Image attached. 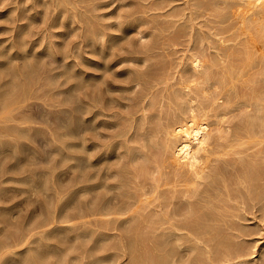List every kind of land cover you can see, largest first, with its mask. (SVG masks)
Returning <instances> with one entry per match:
<instances>
[{"label": "bare ground", "instance_id": "6f19581e", "mask_svg": "<svg viewBox=\"0 0 264 264\" xmlns=\"http://www.w3.org/2000/svg\"><path fill=\"white\" fill-rule=\"evenodd\" d=\"M82 1L37 0L35 5L38 3L47 5L49 18L43 31H32V34H27L31 37L34 33H38V37L42 40L45 33H50L49 28L52 29L58 24L72 26L73 18L82 16L84 12L88 13L83 11V8L81 10L80 6L84 4ZM143 1L147 3L146 0ZM170 1L173 2L172 0H161L158 4L161 12L158 14L157 2H155L156 6L152 3L157 15L154 12L152 14L161 17L160 19L157 17L159 19L157 22L151 19L150 15V18L146 16L147 14L143 18L141 14L140 16L135 15L136 18L133 17V19L130 17L135 13L149 12L152 8L149 1L148 10L147 5L141 7L145 5L144 2L142 3L144 5L139 2L140 7L128 13L130 21L127 20L126 27L122 23L123 19L119 20V25L124 27L122 29L124 33L133 25L139 27L141 23L142 26L146 23V26L152 22L156 29V25L160 24L157 36L154 35L153 40L146 43L144 39L146 40L148 36V30L145 31V29L148 27L138 30L141 34L139 39H143L142 47H138V49L141 48L139 51L141 55L138 57L136 56L138 52H134V56L123 55L114 60V55L113 60L109 59L110 55L115 52L106 50L105 45L107 41L113 39L115 34H105L106 29L103 27L94 32L89 25L90 28L86 35L87 30H84L83 41L76 42L74 46L71 44L69 48L63 43L66 47L61 56V61H65L63 65L72 72V76L73 72L81 76L78 82L81 90V92L79 90L80 105L77 109L81 119L79 140L81 153L79 152L80 155L74 159L76 162L72 164L79 165L80 169L72 188L71 186L56 188L55 184L53 185L55 191L49 186L53 181L52 178L55 181L57 179L53 174L55 169L51 173L47 169L43 173L40 172L42 170L36 169L39 174L42 173V177L48 173L52 176L50 180H43V178L38 180L37 187H44L48 190L50 187V192L46 190L48 197L45 196V198L52 199L55 193L56 205L54 204L55 206L51 208L50 202L52 201L46 200L49 207L45 205L47 208L42 213L44 217L39 215V218L35 219L38 215L25 214L26 217L23 214L26 218L19 221L17 217V228L6 231V235L0 238V264H111L113 260H122L125 255L127 264H264V256L257 259L254 255L255 251H247L248 246L245 248L243 244L246 242L243 237L252 231L249 230L250 224H244L246 218L250 221L252 218H257L256 212L258 211L264 215V0H183L181 4H170ZM177 1L176 3L180 2V0ZM88 2L90 3V0ZM135 3L131 5L134 6ZM103 5L99 4L100 7ZM65 14L69 18L67 21L62 20ZM101 16L104 15L101 14ZM90 18L93 17L90 15ZM95 23L92 22V24ZM97 23L99 25L98 21ZM23 26L22 23L17 24L15 29L19 30ZM80 27L82 26H79V29ZM153 30L148 32L153 33ZM58 33L54 31L53 36L60 34ZM18 37H16L18 53L22 51L20 53L26 55L24 50L35 47L36 44H29L30 37L27 36L29 39L26 35ZM50 38L49 40L43 39L41 45L50 47L59 42L53 41V37ZM116 39L114 41H117ZM141 40H137L136 44ZM181 43L186 47H182ZM176 44H181L178 47L184 48L185 52L180 54V48L176 47ZM83 45L84 49L86 46L91 47L93 52L98 50L106 58L104 61V57L100 59L101 61L94 60L93 67L99 71L85 69L81 63L79 67H76L79 62L76 61L77 57L84 62L92 60L84 56L86 49L84 53L79 51ZM160 47L167 50L171 48V53L163 52L161 56H174L173 60L175 59L178 65H172L171 68L168 65L167 69L163 68V63L160 62L161 65L155 62L160 60L158 51L159 60L156 59L154 62L161 67L144 71L151 64H147L148 66L144 69L141 68L145 65L143 63H148V57ZM32 52H30L32 56L35 53L38 55V51ZM51 53L55 55L54 51ZM3 55L8 57L6 54ZM71 56L73 61L67 62ZM155 58L152 56V60ZM97 59L99 60V57ZM127 59H138L143 63H140L142 64L140 67L135 66L139 62L135 63L134 67L120 65V62H126ZM171 62L172 60L169 64ZM155 63L152 65L156 66ZM119 66L122 68L125 66L128 69L121 68L120 71ZM101 71L103 72L100 73ZM128 78L130 81L127 80ZM125 79L127 83L129 82L128 84L123 83ZM26 91L24 89L22 92L27 94ZM118 91L120 93L116 94ZM17 92L15 91V94ZM21 93L17 95L12 92L0 93V108H4L5 113L4 122L8 123L16 119L12 106L17 104L16 101H21L23 95ZM27 118L30 119L29 116ZM7 123L1 124L6 133L12 130L9 129L11 125ZM62 125L58 124L56 128L59 129L63 127ZM27 127L19 123L17 129ZM69 130L63 128L61 130L63 132L59 135H67L71 131ZM101 136H105L106 139L103 140ZM2 141L4 142V140L0 142ZM16 148L18 149V145ZM57 148L60 149V146ZM67 158V156H62L59 160L67 162ZM24 160H22V165L27 163ZM8 165L7 168L3 166L5 169L0 166L3 168L0 171L2 183L14 181L17 184L26 182L30 185L36 181L35 176L39 175L36 170L32 171V168L28 170L31 163L27 165L28 167H21L23 169L19 171H16L19 168L14 167L15 165ZM41 169L44 170V168ZM32 186L28 188L32 189ZM6 188H0V194ZM25 190L22 191L25 192ZM66 192L69 196L75 194L79 196L78 203H75L74 207L70 205V199L63 200ZM32 193H30L31 196ZM13 201L15 199L10 202ZM10 205L13 210L18 202ZM72 207L76 209L75 212L70 210ZM248 213L252 216H247ZM243 215H246L243 225L238 224L241 223L240 217ZM263 215L261 216L264 217ZM9 218L6 219L9 220ZM74 218H81V220L78 224L70 223ZM237 219H240V222H236ZM10 222L13 221L10 220ZM60 229L64 230L60 232ZM86 237L94 242L91 240L88 244L87 239V243L84 242ZM67 240H72L74 244L70 247L74 245L75 251L76 248H81L85 254L84 258L88 260H79L81 254L76 255L75 251L71 256L66 253L65 244L61 245L62 248L59 244ZM104 248L105 250L109 248L108 250H113V252L109 251L110 253L105 252L104 254L96 251Z\"/></svg>", "mask_w": 264, "mask_h": 264}, {"label": "rangeland", "instance_id": "374dc122", "mask_svg": "<svg viewBox=\"0 0 264 264\" xmlns=\"http://www.w3.org/2000/svg\"><path fill=\"white\" fill-rule=\"evenodd\" d=\"M11 0H0V51L2 52V51H4V52H0V91H2V92H0L1 94L2 93H4V92H7V94H9V92L11 93H14L15 94V91L17 92V91H19V92H17L15 95H17L18 93L20 94L22 91H24V89L25 90H27L26 92H27V94H24L23 92V95L21 96V101H16V103L17 104H14L15 106H12V111H13V108H14V114H15V116H16V119L15 120H11V121H9L8 123L7 122H4L3 120H4V115H5V113H4V108H0V125L2 124H4L5 125V123H7L8 125H11L10 127H9V129L11 130V131H8L7 133L2 129V125H1V127H0V141L1 140H4V142L2 143V142H0V166L1 167H3L4 165H5V167L7 168V167H9V165L8 164H12V165H15L14 167H18L19 169L18 170H16V171H19V170H21V169H23V168H25V166H27V165H29V163H31V165H29V167H28V170L29 169H31L32 168V171H35L36 169L37 170H42V171H40V172H44L46 169H47V171L48 172H53V170H54V172H53V174L55 175V177L57 178H55L56 179V181L52 178V176L50 175V173H48V175H49V177H48V175H44V177H42V173H40L39 174V172L36 170V172H38V174L39 175H37V176H35V178H36V181H34V182H32V181H29V182H32L35 186H32L33 184L31 183L30 185H28L26 182V184L24 183V182H22V183H19V184H17V182H12V181H4L3 183H2V181H0V188H4V187H7L5 190H2L1 192V194H0V206H1V208H0V232L2 233H0V238H2V236H4V234L6 235V231H12V230H14V229H16L17 227V222L19 221V220H22V219H25L27 216L26 215H33L34 216V214H36V215H38V217L37 216H35V219L36 218H39V215H41L42 216V213L45 211V209L47 208L46 206H48V202H49V200L50 201H52V202H50V204L52 205H50L51 206V208L52 207H54L55 205H56V194L55 193H53L54 194V196L52 197V199H50V198H48V200H47V192L49 191L50 192V187H49V190L48 189H46V188H44V187H37L38 186V184H37V181L38 180H40L41 178H43V180L44 179H48V180H50L51 178H52V180L55 182L54 184H53V181H52V185L50 184L49 186H51V189H52V187H53V191H55V186H53V185H55L56 184V188L57 187H68V186H71L70 188H72V184L76 181V176H77V174H78V172H79V169H80V167H79V165H72L74 162H76V160H74L75 159V157H77V156H79L80 154H79V152L81 153V150H79L80 149V142H79V140H80V136H81V130H80V114H79V111L77 110L78 109V106L80 105L79 103H80V99H79V96H80V92H81V90L79 89L80 88V83L78 84V82H80V78H81V76L79 75V74H77V73H74L73 72V76H72V72L68 69V72H67V69H66V66L65 65H63L64 63H65V61L64 60H62L61 61V56L64 54V48H66V47H68L69 48V46L72 44V46H74V44H76V42L78 43V42H81V41H83V39L82 38H84V36H83V34H84V30L86 31L85 32V35H86V33L88 32V29L90 28V26H91V30H94V32H96V31H98L99 29L101 30V28L100 27H103L104 29H106L105 31L106 32H104L105 34H115L114 35V37H113V39H111V40H109V41H113V44H111V42H109V41H107V43H106V45H105V49L106 50H108V51H110V52H115V54H111L110 55V57H109V59H112L113 60V58H114V55H115V59L114 60H116V59H118V57H120V56H123V55H125V56H129V55H131V56H134L135 55V53L136 52H138V53H136V56L138 57L139 55H141V53L139 52L140 50H141V48L140 49H138V47L140 46V47H142L141 46V44H142V40L141 39H139V37L141 38V34L138 32V30L139 29H141V28H143V27H148L147 29H145V28H143V29H145V31H152L153 29H155V25H153L152 24V22L148 25H146L145 26V24L146 23H144V26H142L143 24L141 23V25L138 27V25H133V26H130L129 28H128V30H126L125 31V33L123 32V28L124 27H126L127 26V20H129L130 21V17H131V19H133V17L134 18H136V16L135 15H139L140 16V14L142 15L141 17L143 18L144 17V15H146V16H148L149 18H150V16H151V19H153L154 21H156L157 22V20L159 21V19L161 18L160 16H156L158 13H160L161 12V9H158V4L159 3H161V0H159V1H156V0H146V2L147 3H145V1H143V0H134L133 2L131 1V0H93V1H91L90 0V3L88 2L89 0H81L82 1V3H84V4H81L82 5V7L80 6V8H81V10H82V8H83V11H86V12H88L87 14L84 12V14L82 15V16H79V17H76V19L75 18H73V22H72V26L71 25H61V24H58L56 27H52V29L51 28H49V30H50V33L48 34H46L45 32L46 31H44V33H45V37L43 38L44 40H46V39H48L49 40V38L51 37H53L52 38V40L53 41H59V42H62V43H60L59 44V42H57L56 44H53L52 46L50 45V47L48 46V45H41V43H42V40H41V37H38V33H34V36L33 35H31V37L29 36L30 34H32V31L33 32H37V31H39V30H41V31H43L44 30V28L46 27V21L48 20V16H49V13L47 12V8H46V6H45V4H42V3H38V4H36L35 5V2L37 3V0H12L11 2H10ZM131 2V4H133V3H135L134 4V6L133 5H131L129 2ZM144 2V4H142L143 2ZM148 1H149V4L152 6V8H150V5L148 4ZM151 1V2H150ZM173 2H171L170 1V4L171 3H175V4H181V2L183 3L184 1L182 0H180V2L179 3H176V1L175 0H172ZM179 1V0H178ZM177 1V2H178ZM94 2H95V4H94ZM98 2V3H97ZM101 2V3H100ZM130 4H128V3ZM139 2L141 3V5H144V6H141V7H145L146 5V9L148 10V8H150L149 9V12H147V11H145L146 13L144 14L143 12H139V14L138 13H135V14H133V16H131L130 15V17H129V12H134L135 11V8H139L140 6V4H139ZM155 2H157L156 3V5H155ZM87 3V4H86ZM89 3V4H88ZM92 3V4H91ZM105 3V4H104ZM138 3V4H137ZM154 4V6H156V10L158 9L159 10V12H158V10H157V14H156V10H155V7H154V9H153V4ZM25 4V5H24ZM42 4V5H41ZM86 4V5H85ZM98 4V5H97ZM99 4L100 5H103L102 7H100L99 6ZM137 4V5H136ZM174 4V5H175ZM15 5V6H14ZM32 5V6H31ZM35 5V6H34ZM85 5V6H84ZM90 7H89V6ZM149 5V6H148ZM173 5V4H172ZM10 6V7H9ZM42 6V7H41ZM171 6V5H170ZM180 6V5H179ZM179 6H178V8H179ZM13 7V8H12ZM28 7V8H27ZM38 7V8H37ZM106 7V8H105ZM11 8V9H10ZM25 8V9H24ZM89 9V10H87V9ZM91 8V9H90ZM134 8V9H133ZM137 8V9H138ZM15 9V10H14ZM32 9V10H31ZM34 9V10H33ZM98 9V10H97ZM154 11H153V10ZM12 10V12H10ZM145 10V9H144ZM89 11H91V12H89ZM96 11V12H95ZM93 12V13H92ZM155 13L154 15L152 14V13ZM8 13H10V14H8ZM38 13V14H37ZM90 13V14H89ZM98 13V14H97ZM125 13V14H124ZM20 14V15H19ZM66 14H68V13H66ZM64 15L63 16V18H62V20H64V21H67L69 18H68V16L67 15ZM101 14H103L104 16H101ZM13 15V16H12ZM21 15H24L23 17L21 16ZM86 15H87V17H86ZM90 15H91V17H93V18H90ZM100 15V16H99ZM107 15V16H106ZM150 15V16H149ZM160 15V14H159ZM19 16V17H18ZM34 16V17H33ZM50 16H51V14H50ZM89 16V17H88ZM125 16H127V17H125ZM12 17V18H11ZM16 17V18H15ZM122 17H124V18H122ZM153 17V18H152ZM159 19H158V18ZM19 20H18V19ZM20 18H21V21H20ZM47 18V19H46ZM65 18V19H64ZM67 18V19H66ZM80 19H82V20H80ZM86 19V20H85ZM88 19H89V21H88ZM120 19H123V21L124 22H122L123 24H124V27H123V25H119V20ZM19 22H18V21ZM76 20V21H75ZM92 20V21H91ZM23 21V22H22ZM84 21V22H83ZM97 21L99 22V25H98V23H97ZM104 21V22H103ZM13 22V23H12ZM82 22V23H81ZM92 22H96L95 24H92ZM20 23H22V24H24V26L22 27V28H20L19 30H17V29H15V26L17 25V24H20ZM45 23V24H44ZM84 23V24H83ZM86 23H87V26H86ZM106 23V24H105ZM110 23H112V25L110 24ZM114 23V24H113ZM8 24V25H7ZM74 24V25H73ZM79 24V26H82V27H84V28H82V27H80V29H79V26H77ZM101 24V25H100ZM102 24H104V25H102ZM118 24V25H117ZM157 24V23H156ZM77 27H76V26ZM90 25V26H89ZM109 25H111L110 27H109ZM115 25V27H113L112 28V26H114ZM74 26V27H73ZM121 26H122V28H121ZM150 26H152V27H154V28H151ZM157 26V28L155 29V30H153L154 32L152 33V32H148L147 31V37H146V40L144 39V43H146V42H149V41H151V40H153V36L155 35V36H157V33H159L158 32V30L157 29H159L158 27H160V24H159V26H158V24L156 25ZM38 27V28H37ZM95 27H97V29L95 28ZM135 27V28H134ZM29 28H30V30H29ZM77 30H75V29ZM131 28V29H130ZM149 28H150V30H149ZM37 29V30H36ZM114 29V30H113ZM135 29V30H134ZM8 30V31H7ZM28 30H29V32H28ZM83 30V31H82ZM90 30V31H91ZM134 30V31H133ZM137 30V31H136ZM56 32V33H58V31H60L58 34L59 35H54L53 36V32ZM61 31H63V33L61 32ZM102 31H104L103 29H102ZM112 31V32H111ZM116 31V32H115ZM120 31H121V33H122V35H121V33H120ZM131 31V32H130ZM17 32V33H16ZM22 32H23V34H22ZM40 32V31H39ZM74 32V33H73ZM108 32V33H107ZM110 32V33H109ZM113 32H115V33H113ZM156 32V33H155ZM11 33H13V34H11ZM19 33V34H18ZM29 35H28V34ZM43 33V34H44ZM67 33V34H66ZM90 33V32H89ZM120 33V34H119ZM140 34V35H138V34ZM150 33V34H149ZM151 33L153 34V35H151ZM3 34V35H2ZM22 34V35H21ZM38 34V35H37ZM43 34H41V35H43ZM62 34V35H61ZM76 34V35H75ZM121 36H119V35ZM125 34H126V36H125ZM24 36V35H26V37L28 36V37H30L31 39L28 41L29 42V44L31 45L32 43L35 45V47L32 49V48H30V50L29 49H27L26 51L24 50L23 52L26 54V55H24L23 53H20V52H22V51H19V53L21 54H19L18 53V51H17V46H16V44H17V42H18V40H20V38L18 37V36ZM51 35V36H50ZM81 37H80V36ZM125 36V38H124V36ZM128 35V36H127ZM8 36V37H7ZM18 37V40H17V38L16 37ZM49 36V37H48ZM150 36V37H149ZM5 37V38H4ZM27 37V38H28ZM37 37V38H36ZM118 37H120L119 39H118ZM2 38V39H1ZM16 38V39H15ZM50 38V39H51ZM117 40V41H114L115 39ZM149 38H150V40H149ZM11 39V40H10ZM29 39V38H28ZM35 41H34V40ZM58 39V40H57ZM156 39V38H155ZM185 39H186V37H185ZM184 39V40H185ZM47 40V41H48ZM119 40V41H118ZM130 40H132L131 42H128V41H130ZM137 40H141V42L140 43H138L137 42V44H136V41ZM182 40H183V38H182ZM3 41V42H2ZM34 41V42H33ZM70 41V42H69ZM74 41V42H73ZM135 41V42H134ZM109 42V43H108ZM126 42V43H125ZM133 42H134V44H133ZM5 43V44H4ZM13 43H15V44H13ZM66 45V47H65V45ZM114 43H115V45H114ZM121 43H122V46H120L121 45ZM132 45H131V44ZM28 44V43H27ZM108 44H109V46H108ZM182 44V43H181ZM181 44H176V47H178V45L179 46H181ZM185 44H186V42H185ZM185 44H182V47H186V45ZM40 45V46H39ZM112 45V46H111ZM116 45H118V46H116ZM160 45V44H159ZM185 45V46H184ZM55 46V47H54ZM61 48H60V47ZM110 46H111V48L113 49V50H111V48H110ZM120 46V47H119ZM123 46H125V48H127V49H125V48H123ZM128 46H130L131 47V49H130V47L128 48ZM135 46V47H134ZM137 46V47H136ZM9 47H10V49H9ZM13 47H14V49H13ZM39 47V48H38ZM63 47V48H62ZM71 47V46H70ZM108 47H109V49H108ZM115 47H118V48H115ZM182 47H178V48H180L179 49V51L181 52L180 54H182V52H185L183 49H182ZM8 48V49H7ZM13 50H12V49ZM83 48V49H82ZM82 48H80L79 49V51L80 52H83L84 53V51H85V49H86V51H85V53H84V56H86V57H88V58H92V60H90V61H86V62H84V61H82V59L80 58V57H77L76 58V61L78 62V64H76V67H79L80 66V63H81V66H83L85 69H89V70H95L96 68H94L93 67V64H94V60L96 59V61H101L100 59H102L103 57H104V55H102L101 53H99L98 52V50H96L95 52H93L92 51V48L91 47H86L85 46V49H84V45H83V47ZM115 48V49H114ZM123 48V49H122ZM177 48V49H178ZM51 51H50V50ZM55 49V50H54ZM132 50V52L130 51V50ZM134 49V50H133ZM136 49V50H135ZM160 49V50H159ZM159 49H157L156 50V52L152 55L153 56V58H155V59H153L152 60V56H150V57H148V59L150 60V61H148V59H147V62L148 63H143V61H141V60H138V59H134V60H131V59H127L128 61H126V62H120V65H126V66H128V67H134V65H135V63H137V62H139V63H137L135 66H137V67H140L142 64H140L141 62L143 63V64H145V65H142V67L141 68H144L145 69V66L147 67L149 64H151V66L149 65V68L147 67V69L146 70H144V71H149L150 69H155V68H158L159 66L161 67V63H163V68H165L166 67V69L170 66V68L172 67V65H174L175 66V64H176V66L178 65V63H176L175 62V59L173 60V57L172 56H169V57H167L168 55H163V56H161L162 54H163V52L166 54V53H171L172 51H171V48H170V50L168 49H163V48H159ZM163 49V51H161ZM181 49L183 50V51H181ZM8 50H9V52H10V54L8 55ZM28 50H29V52H28ZM33 52H32V51ZM81 50H83V51H81ZM119 50V51H118ZM165 50V51H164ZM5 51H7V52H5ZM17 51V52H16ZM35 51H38V55H33L32 56V54H30V52H32V53H34ZM55 52V55H53L51 52ZM90 51H92V52H90ZM128 51H130V53L128 52ZM160 52V56H159V52ZM178 51V52H179ZM12 52V53H11ZM15 52L17 53V54H15ZM88 52V53H87ZM135 52V53H134ZM162 52V53H161ZM44 53V54H43ZM49 53H51L50 55H49ZM93 53H95V55L93 54ZM97 53H98V57H99V60L97 59L98 57H97ZM119 53V54H118ZM125 53V54H124ZM128 53V54H127ZM3 54H6L8 57H5ZM28 54H29V56H28ZM49 56H48V55ZM133 54V55H132ZM1 55H3V56H1ZM11 55V56H10ZM19 56V57H17V56ZM102 55V56H101ZM154 55H155V57H154ZM178 55H179V53H178ZM13 56V57H12ZM22 56V57H21ZM28 56V57H27ZM55 56H57L56 58H55ZM158 56H159V59H158ZM1 57H3V58H1ZM23 57H24V59H23ZM74 57V56H73ZM101 57V58H100ZM164 59H163V58ZM172 57V62L169 64V62L171 61V60H169L170 58ZM6 58V59H5ZM14 58V59H13ZM44 58V59H43ZM59 58V59H58ZM78 58H80V59H78ZM2 59V60H1ZM56 59V60H55ZM104 59H106L105 57L103 58V61H104ZM156 59H158L159 60V62L158 61H155ZM3 60H5V61H3ZM67 60V59H66ZM73 61V58H72V56L71 57H69L68 58V60H67V62L68 61ZM163 60V61H162ZM16 61V62H15ZM53 61H54V63H53ZM102 61V62H103ZM131 61V62H130ZM134 61V62H133ZM157 62V63H160L161 65H157V63H155V62ZM43 62V63H42ZM84 62V64H82ZM92 62V63H91ZM150 62V63H149ZM13 63V64H12ZM61 63V64H60ZM90 63V64H89ZM153 63H155V65L156 66H154V65H152ZM174 63V64H173ZM58 64V65H57ZM85 64H87V65H85ZM148 64V65H147ZM89 65V67H87ZM132 65V66H131ZM139 65V66H138ZM169 65V66H168ZM122 66H119V68H118V70H122V69H128L127 67H125L124 66V68H122ZM173 66V67H174ZM32 67V68H31ZM65 68V71H63V69ZM136 67V68H137ZM17 68V69H16ZM52 70H51V69ZM122 68V69H121ZM62 69V70H61ZM140 69V68H139ZM24 70V71H23ZM31 70H32V72H31ZM57 72H56V71ZM60 70V71H59ZM97 70V69H96ZM95 70V71H96ZM117 69H116V71H118ZM15 73H14V72ZM39 71V72H38ZM43 71V72H42ZM71 73H70V72ZM97 71H99V70H97ZM151 71V70H150ZM54 72H55V74H54ZM60 72V73H59ZM103 71H101L100 73H102ZM45 73V74H44ZM124 73H126V72H124ZM132 74H134L133 72H131ZM48 74V75H47ZM53 74V75H52ZM65 76H64V75ZM74 74H76V75H74ZM70 75H71V77H70ZM22 76V77H21ZM55 76V77H54ZM16 77V78H15ZM124 77V76H123ZM122 77V78H123ZM127 77V76H126ZM35 79L34 81L33 80H31V79ZM53 78V79H52ZM55 78H57V79H55ZM67 78V79H66ZM25 79H26V81H25ZM28 79V80H27ZM59 79V80H58ZM124 79V78H123ZM19 80V81H18ZM128 81H130V79L128 78L127 79ZM30 81V82H29ZM14 82H15V84H14ZM17 82V83H16ZM55 82V83H54ZM124 82H126L127 83V81H126V79H125V81H123V83ZM8 83V84H7ZM23 83V84H22ZM25 83H26V85H25ZM129 83V82H128ZM127 83V84H128ZM6 84H7V86H6ZM3 85H4V87H3ZM14 85L16 86V87H14ZM21 86V87H19V86ZM74 85V86H73ZM77 87H76V86ZM10 86V87H9ZM23 86V87H22ZM25 86H27V87H25ZM72 86H73V88H72ZM7 87H9L8 89H7ZM29 87V88H28ZM13 88H15L16 90L14 91V89ZM20 88V89H19ZM28 88V89H27ZM2 89V90H1ZM3 89H5L4 90V92H3ZM8 90V91H7ZM11 90V91H10ZM79 90H80V92H79ZM25 92V93H26ZM21 93V94H22ZM120 92L118 91V92H116V94H119ZM14 94H12V95H14ZM26 96V99H25V96ZM78 97V98H77ZM64 102H63V101ZM76 102H75V101ZM123 101H125L126 102V100H123ZM128 101V100H127ZM21 102V103H20ZM19 103V104H18ZM75 106V108H73ZM66 108V109H65ZM63 109V110H62ZM3 111V112H2ZM63 111V112H62ZM75 111V112H74ZM35 112V113H34ZM71 112H72V114H71ZM33 113V114H32ZM37 113V114H36ZM68 113H70L69 115H68ZM75 113V114H74ZM48 114V115H47ZM32 115V116H31ZM60 115V116H59ZM72 115V116H71ZM22 116H24V117H22ZM29 116V118H30V116H31V120L30 119H28L27 117ZM34 116H35V118H34ZM37 116H38V118H37ZM47 116V117H46ZM54 116H55V118H54ZM58 116V117H57ZM63 116V117H62ZM65 116V117H64ZM68 118H67V117ZM75 116H76V118H75ZM32 117L34 118V119H32ZM46 118V120H43V119H45ZM72 117V118H71ZM23 118V119H22ZM28 120V121H26V119ZM48 118V119H47ZM59 118V119H58ZM40 119H41V121H40ZM58 119V120H57ZM60 119H61V121H60ZM63 119V120H62ZM25 120V121H24ZM54 120V121H53ZM57 120V121H56ZM67 120V121H66ZM39 121V122H38ZM70 121V122H69ZM4 122V123H3ZM63 122V123H62ZM71 122H72V124H71ZM75 122V124H73ZM20 123V125L22 126V125H26V127L27 126H29V127H27L26 129H17V126H18V124ZM56 123V124H55ZM60 124V125H62L63 127H60V128H62V129H57L56 127H58L57 125L58 124ZM68 123V124H67ZM15 124V125H14ZM68 125V126H67ZM69 125L71 126V127H69ZM74 125V126H73ZM16 126V127H15ZM53 126L55 127V128H53ZM67 126V127H66ZM23 127H25V126H23ZM73 127L75 128V129H73ZM13 128H15V129H13ZM28 128H30V129H28ZM35 128V129H34ZM63 128H67V130H71L73 133H71V131H70V133H68L67 135H62V137H61V135H59L60 133H62L61 132V130H63ZM69 128V129H68ZM8 129V130H9ZM54 129V130H53ZM107 129V128H106ZM106 129L104 130V131H106ZM22 130H24L23 132H22ZM35 130V131H34ZM102 130V129H101ZM57 131V132H56ZM58 131H60L59 133H58ZM26 132H27V134H26ZM38 132V133H37ZM64 132H65V129H64ZM4 133V134H3ZM29 133H30V135H29ZM45 133V134H44ZM53 133V134H52ZM57 133H58V135H57ZM77 133V134H76ZM32 134V135H31ZM35 134V135H34ZM44 134V135H43ZM55 134V135H54ZM80 134V135H79ZM28 135V136H27ZM54 135V136H53ZM71 135V136H70ZM77 135V136H76ZM27 136V137H26ZM31 136V138H29ZM58 136V137H57ZM68 138H66V137ZM61 137V138H60ZM72 137V138H71ZM102 137V136H101ZM2 138V139H1ZM6 138V139H5ZM52 138V139H51ZM67 139V140H66ZM102 139L103 140H105L106 139V137L105 136H103L102 137ZM57 140V141H56ZM6 141H8V143L6 142ZM6 142V143H5ZM55 142V143H54ZM59 142V143H58ZM17 143V144H16ZM57 143V144H56ZM61 143V144H60ZM73 145H71V144ZM15 144V145H14ZM17 145H18V149L16 148L17 147ZM2 146H4V147H2ZM16 146V147H15ZM57 146L59 147L60 146V149L62 150V153H61V150L60 149H58L57 148ZM62 146V147H61ZM65 148H66V150H65ZM56 149H58L57 151H56ZM75 149V150H74ZM56 152V153H55ZM70 152L71 153V155H70V153H69V155H67L68 153ZM78 153V154H77ZM61 154H64V155H61ZM65 154H66V156L68 157L67 158V162H61L59 159L63 156V157H66L65 156ZM27 157V158H24V157ZM70 157V158H69ZM24 159H26V160H24ZM27 159H28V161H27ZM54 159V160H53ZM63 159V158H62ZM70 159V160H69ZM22 160H24L25 162H27V163H25L24 165H22L23 164V161ZM31 160V161H30ZM49 160V161H48ZM60 162V163H58V162ZM50 162V163H49ZM7 165H6V164ZM19 163H21V164H19ZM42 163V164H41ZM2 164H4V165H2ZM27 164V165H26ZM58 166H56V165ZM59 164V165H58ZM68 164H70V165H68ZM55 165V166H54ZM0 167V171H2L3 170V168L5 169V167H3V168H1ZM21 167H23V168H21ZM26 167V168H27ZM55 167V168H54ZM56 167H57V169H56ZM74 167V168H73ZM41 168H44V170L43 169H41ZM52 170V171H50V170ZM60 169V170H59ZM1 173V172H0ZM61 173H62V175H61ZM41 175V176H40ZM58 179H59V181H58ZM42 180V179H41ZM59 182V183H58ZM9 183V184H8ZM12 183V184H11ZM14 183V184H13ZM58 183V184H57ZM37 184V185H36ZM19 185V186H18ZM32 186L31 188L32 189H30V188H28V186ZM62 185V186H61ZM3 186V187H2ZM27 186V188H25ZM18 189H17V188ZM14 190H13V189ZM25 190V189H27L28 190V192H27V190H25V192H23L22 190ZM33 189H35V190H33ZM38 189V190H37ZM43 189V190H42ZM7 190V191H6ZM21 190V191H20ZM31 190H32V192H34V193H32L31 192ZM37 190V191H36ZM46 190H48L47 192H46ZM15 191H16V193H15ZM38 191H39V193H38ZM42 191V192H41ZM52 191V190H51ZM4 192V193H3ZM9 192V193H8ZM27 192V193H26ZM20 193V194H19ZM24 193H26V194H24ZM30 193H32V196H31V194ZM67 193L68 192H66V195H67ZM43 194H45V195H43ZM14 197H13V196ZM24 195V196H23ZM27 195H28V198H26L27 197ZM37 195H40L39 197L37 196ZM63 195L64 197H63V200L64 201H67V200H69L70 199V205H76L77 203H78V195L77 194H75L74 196L73 195ZM16 196V197H15ZM22 196V197H21ZM45 196H47L46 198H45ZM66 196V197H65ZM13 197V198H12ZM43 197V198H42ZM12 198V199H11ZM37 198V199H36ZM45 198V199H44ZM65 198V199H64ZM15 199V201H13V202H10V201H12V200H14ZM44 199V200H43ZM54 199V200H53ZM73 199V200H72ZM30 200H32V201H30ZM41 200V201H40ZM48 202H47V201ZM29 201V202H28ZM45 201V202H44ZM14 202H18V205L15 207V209H13L12 210V205H10L11 203H14ZM40 202H42V203H40ZM46 202H47V204H46ZM22 203V204H21ZM30 203V204H29ZM43 203H44V205H43ZM76 203V204H75ZM23 204H25V205H23ZM36 204V205H35ZM55 204V205H54ZM46 205V206H45ZM73 206V207H74ZM9 207V208H8ZM25 207V208H24ZM49 207V206H48ZM73 207L72 208H70V210L72 211V212H75L76 211V209L74 208L73 209ZM3 208H5V210L3 209ZM20 208V209H19ZM31 209H33V210H31ZM3 210V211H2ZM9 210H10V212H9ZM69 210V211H70ZM8 212V213H6V212ZM12 211H14L13 213H15V211H16V213H15V215L12 213V214H10ZM35 212V213H34ZM41 213V214H40ZM17 214H19V215H17ZM21 214V215H20ZM26 216H24V215ZM259 216H258V215ZM9 215H11V216H9ZM13 215L15 216V217H13ZM17 215V216H16ZM247 216H249L250 215V213H248V214H246ZM246 215H243L242 217H240V219H237L236 220V222H240L241 221V223H238V224H241V225H243V223L245 224V225H249V230L251 231H253L254 229L256 230V231H253V233H252V231L248 234V235H246L245 237H243V239L247 242V243H249L248 245H247V243L245 242V243H243L244 244V246H245V248L248 246L249 247V249H248V247L246 248L247 249V251H251V252H254L255 251V253L256 254H254V255H256V258L258 259H260V257H263L264 256V252H262L261 253V251L263 250V248H264V217H262L261 215H263V213H261V212H256V215H257V218L255 217L254 219L252 218L251 219V221L250 220H248L247 218H246V220H247V222H246V220L243 222V220H244V218H245V216ZM22 216H24V217H22ZM41 216H40V218H41ZM250 216H252V214L250 215ZM264 216V215H263ZM3 217H5L4 219H3ZM8 217H10L9 218V220H7L8 219ZM17 217H18V221L16 220L17 219ZM42 217H44V215L42 216ZM7 218V219H6ZM14 220H13V219ZM243 218V219H242ZM6 219V220H5ZM258 219V220H257ZM260 219V220H259ZM4 220V221H3ZM10 220H12L13 222L11 223L10 222ZM81 220V218H74V219H72L71 221H70V223H72V224H74V223H77L78 224V222ZM240 220V221H239ZM11 223H9V222ZM73 221V222H72ZM6 223V225H5V223ZM65 224V223H64ZM8 225V226H7ZM10 226V227H9ZM251 226V227H250ZM9 227V228H8ZM14 227V228H13ZM262 228V229H261ZM5 230V231H4ZM62 230H64V229H62ZM61 229L59 230L60 232L62 231ZM3 231V232H2ZM58 231V232H59ZM58 232H56V233H58ZM56 233H53L54 235H56ZM53 234H52V236H53ZM88 240V244L90 243V241L92 240L91 238H88V237H86L85 238V240H83L84 242H86L87 240ZM240 239V238H239ZM242 239V238H241ZM242 239V240H243ZM258 240V241H257ZM72 242V240H67V241H63V242H61V244H59L60 246L61 245H63V244H65L64 245V247H66L67 248V250H66V253H68V254H70V256L72 255V253H74L73 251H75L74 249H75V247H70L72 244H74L73 242ZM91 242H94L93 240L91 241ZM69 243V244H68ZM75 243H76V241H75ZM87 243V242H86ZM254 245V246H253ZM61 248H62V246H61ZM70 248V249H69ZM262 248V249H261ZM77 250L75 251V253L74 254H76V255H78V254H81L80 255V258H79V260L81 259V260H84V261H86V260H88V259H86V258H84L85 257V254H83V251H82V249L81 248H76ZM109 248H107V250H105V248L104 249H98V250H96L97 252H99V253H104V254H108V253H110V252H113V250H112V248H111V250L112 251H110V250H108ZM254 250V251H253ZM104 251V252H103ZM110 251V252H109ZM70 252V253H69ZM106 252V253H105ZM60 253H62V252H60ZM258 254V255H257ZM253 255V254H252ZM252 255H250V257L252 256ZM57 257H59V256H57ZM88 258V257H87ZM123 258V259H122ZM121 259L122 260H113L114 262L116 261L117 263H114V262H112L111 264H127V261H126V259H127V256L125 255L124 257H122Z\"/></svg>", "mask_w": 264, "mask_h": 264}]
</instances>
